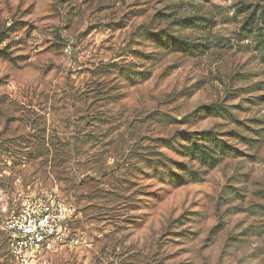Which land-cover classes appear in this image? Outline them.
Segmentation results:
<instances>
[{"label":"rangeland","instance_id":"obj_1","mask_svg":"<svg viewBox=\"0 0 264 264\" xmlns=\"http://www.w3.org/2000/svg\"><path fill=\"white\" fill-rule=\"evenodd\" d=\"M40 189L33 264H264V0H0V264Z\"/></svg>","mask_w":264,"mask_h":264},{"label":"built area","instance_id":"obj_2","mask_svg":"<svg viewBox=\"0 0 264 264\" xmlns=\"http://www.w3.org/2000/svg\"><path fill=\"white\" fill-rule=\"evenodd\" d=\"M75 204L54 190L40 189L20 196L3 225L7 252L16 264H33L46 254L75 244L79 219Z\"/></svg>","mask_w":264,"mask_h":264},{"label":"trees","instance_id":"obj_3","mask_svg":"<svg viewBox=\"0 0 264 264\" xmlns=\"http://www.w3.org/2000/svg\"><path fill=\"white\" fill-rule=\"evenodd\" d=\"M5 241H6V250H7V237H6V234H5ZM8 254V252H7ZM9 256V255H8ZM10 257V256H9Z\"/></svg>","mask_w":264,"mask_h":264}]
</instances>
